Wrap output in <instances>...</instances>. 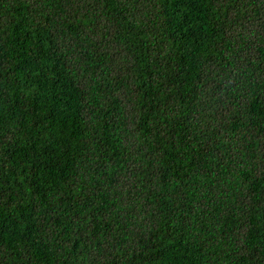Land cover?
Returning a JSON list of instances; mask_svg holds the SVG:
<instances>
[{
	"label": "trees",
	"instance_id": "obj_1",
	"mask_svg": "<svg viewBox=\"0 0 264 264\" xmlns=\"http://www.w3.org/2000/svg\"><path fill=\"white\" fill-rule=\"evenodd\" d=\"M0 264H264V0H0Z\"/></svg>",
	"mask_w": 264,
	"mask_h": 264
}]
</instances>
